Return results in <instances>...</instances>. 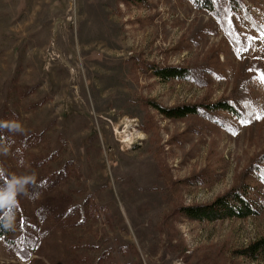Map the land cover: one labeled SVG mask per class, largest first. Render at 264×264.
<instances>
[{"label":"rangeland","instance_id":"1","mask_svg":"<svg viewBox=\"0 0 264 264\" xmlns=\"http://www.w3.org/2000/svg\"><path fill=\"white\" fill-rule=\"evenodd\" d=\"M243 1L263 35L239 14L250 45L235 51L187 0H148L141 9L121 0H0V120H19L20 144H28L16 174L37 176L32 163L50 158L46 171L69 165L59 190L89 213L26 262L0 239V264H264L236 255L264 237V208L245 220L174 215L212 203L264 151V0ZM215 52L222 77L204 86L164 83L135 66L199 67ZM239 81L257 116L249 124L228 116L229 130L189 135L192 121L143 106L213 103L231 98ZM207 171L222 178L206 188L181 184Z\"/></svg>","mask_w":264,"mask_h":264},{"label":"trees","instance_id":"2","mask_svg":"<svg viewBox=\"0 0 264 264\" xmlns=\"http://www.w3.org/2000/svg\"><path fill=\"white\" fill-rule=\"evenodd\" d=\"M195 10L208 12L218 23L225 37L230 41L235 51L247 49L250 41L243 37L236 25V17L242 14L252 28L263 35V29L252 17L250 10L243 0H187ZM127 6L151 8L148 0H121ZM228 45V43H227ZM220 52L216 53L214 60L204 66L180 67V66H158L137 60L138 66L144 73L157 78L164 83L190 82L201 86L209 84L212 79L222 77L218 65ZM143 106L152 108L161 116L173 122H190L187 133L189 135H201L216 127L223 130L231 128L227 121L230 116L241 124H249L256 119V112L248 95V86L244 81H239L233 95L228 99H221L213 103H197L167 108L153 100H143ZM34 142L40 139L33 135ZM21 138L18 134L0 133V143L10 145L9 158L0 155V167L7 169L9 174L17 173L24 167L20 159L26 158L25 150L28 144H20ZM30 143V142H29ZM32 145V144H31ZM43 161V159H39ZM50 160L32 163L33 169L38 173L36 183L29 189L27 196L20 197V205L16 210L14 227L8 229L0 224V239L4 240L7 248L17 258L28 261L31 256L41 249L43 244L63 234L70 229L82 226L88 220V210H82L76 206L69 197L59 190L71 176L72 169L67 165L65 170L59 172L46 171L45 165ZM42 171H39L40 169ZM39 171V172H38ZM208 175H198L188 178L182 185L195 187H210L222 178L217 172L207 171ZM176 192L177 187L173 186ZM264 208V151L253 160L249 168L236 178L235 185L224 194L207 205L193 207L180 206L174 211V215L189 220H245L261 215ZM166 219V218H165ZM167 220V219H166ZM185 255V250L182 253ZM180 255L181 257H183ZM236 255L251 262H259L264 259V237L252 243L248 248L236 252ZM186 259L185 257H183ZM187 262V260H186ZM54 264V263H53ZM96 264H108L103 258L98 259Z\"/></svg>","mask_w":264,"mask_h":264},{"label":"clouds","instance_id":"3","mask_svg":"<svg viewBox=\"0 0 264 264\" xmlns=\"http://www.w3.org/2000/svg\"><path fill=\"white\" fill-rule=\"evenodd\" d=\"M24 131L19 120H0V133L16 135L23 134ZM9 149L10 145L0 143V155H8ZM36 180L35 173L9 174L7 169L0 167V224L4 227H14L20 197L29 194V189Z\"/></svg>","mask_w":264,"mask_h":264},{"label":"built area","instance_id":"4","mask_svg":"<svg viewBox=\"0 0 264 264\" xmlns=\"http://www.w3.org/2000/svg\"><path fill=\"white\" fill-rule=\"evenodd\" d=\"M49 49H52L53 51L51 52V54H54V45L52 44ZM135 141L134 135L131 134V139H128L127 142H129L130 145L133 144V142Z\"/></svg>","mask_w":264,"mask_h":264},{"label":"bare ground","instance_id":"5","mask_svg":"<svg viewBox=\"0 0 264 264\" xmlns=\"http://www.w3.org/2000/svg\"><path fill=\"white\" fill-rule=\"evenodd\" d=\"M129 125V124H128ZM130 132V131H129ZM125 133V132H124ZM126 134V133H125ZM130 134V133H129ZM129 134H127V135H125V138H127V139H131V135H129Z\"/></svg>","mask_w":264,"mask_h":264},{"label":"snow or ice","instance_id":"6","mask_svg":"<svg viewBox=\"0 0 264 264\" xmlns=\"http://www.w3.org/2000/svg\"><path fill=\"white\" fill-rule=\"evenodd\" d=\"M262 79H264V77H262ZM260 118H264V117H260Z\"/></svg>","mask_w":264,"mask_h":264}]
</instances>
